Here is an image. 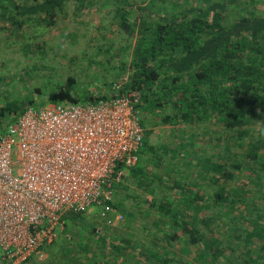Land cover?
Here are the masks:
<instances>
[{"label":"trees","instance_id":"obj_1","mask_svg":"<svg viewBox=\"0 0 264 264\" xmlns=\"http://www.w3.org/2000/svg\"><path fill=\"white\" fill-rule=\"evenodd\" d=\"M91 1L104 5L116 1L115 14L128 43L124 47L128 58L122 61L111 86L128 76L121 93L136 91L141 95L136 112L145 136L138 163L134 167L119 164L117 172L127 170L128 180L151 194L152 200L147 202L150 211L157 213L159 224L170 225L163 234L171 241L181 240L195 247L199 264H212V260L224 264L223 257L227 259L225 264H264V211L251 209L256 198L264 196L257 195L264 187L257 184L252 196L237 180L244 175L254 183L264 180V14L255 8L262 0H0V24L7 21L15 29H22L40 21L53 27L67 3L82 11ZM136 1H143L144 9ZM135 9L139 14L133 17ZM74 87L77 81L70 76L48 93L49 104L95 102L114 93L82 100ZM35 93L7 99L0 107V125L5 120H11L8 128L15 123L27 109L20 108L24 101L33 107L35 100L27 97L42 94L40 88ZM159 126L172 128L169 143H151ZM199 141L219 151L205 155ZM176 164L186 166L178 169ZM149 166L159 171L152 172ZM193 167L197 180L173 178L172 173L183 174ZM189 175L187 172L186 177ZM200 181L207 184L203 186ZM111 186L114 198L122 201L129 196L123 182ZM206 187L212 191H206ZM166 189L180 198L159 197L158 192L165 193ZM246 198L251 203L245 204V210H238ZM101 203L111 208L103 216L109 224V219L119 213L113 210L118 211L120 204L106 199ZM203 210L210 213L209 218L200 217ZM111 212L113 216L109 217ZM83 214L67 213L64 230L70 220H81ZM226 215L232 230L222 222ZM242 219L251 225V230L241 229L246 235L243 243L251 248L248 258L238 263L236 250L224 246L215 233L207 230L225 229L227 237L234 240L239 237ZM116 245L115 250L121 247ZM132 245L137 248L138 244ZM181 252L188 253L185 249ZM146 257L152 263L188 264L185 259L176 263L151 250Z\"/></svg>","mask_w":264,"mask_h":264},{"label":"rangeland","instance_id":"obj_2","mask_svg":"<svg viewBox=\"0 0 264 264\" xmlns=\"http://www.w3.org/2000/svg\"><path fill=\"white\" fill-rule=\"evenodd\" d=\"M17 2L25 3V1ZM115 2L111 1L104 5L102 1H91V5L88 4L87 8L82 11H79L72 2L67 3L59 13L56 25L53 27H48L40 21H32L22 29L19 27L15 29L9 22L3 21L0 24V107L6 103L7 99L25 96L32 91L35 93L37 88H40L42 94H29L27 99L35 100L33 105L35 108L49 105L48 93L58 89L70 76L75 77L77 87H74V92L82 100L90 95L100 97L103 94L113 93L111 83L116 80L122 61L128 58V52L124 48L128 46V43L115 14ZM136 2L144 9L143 1ZM261 2L255 8L257 12L264 14V1ZM138 14L136 9L131 13L133 17ZM10 92L11 94H9ZM26 102L20 104L21 110L29 107ZM10 121L5 120L0 125V134L6 132ZM189 132L191 133V131ZM171 139L172 128L159 126L154 129L151 143L156 145L169 143ZM199 142L202 153L205 155L219 151L218 149L212 150L211 145ZM17 159L14 152L13 163H16ZM185 166H177V168L182 169ZM19 169L18 165L13 167L15 176ZM149 170L159 171L152 166H149ZM119 172L123 173L120 181L127 185L126 193L129 196L120 201L117 196L114 198L113 195L112 201L120 204V211L114 209L113 212L121 213L124 216L123 220L115 224H107L103 217L106 216L105 205L101 203L92 206L82 215L81 220L76 222L70 220L66 230H64L65 225L63 227L59 225L56 228L57 237L50 246H45L44 258H39V264H158L148 260L146 257L148 250L157 252L162 257L173 259L176 263L185 259L184 262L188 264H199L195 259V247L181 240L171 241L163 234L162 231L168 232L170 225L164 227L159 224L157 213L150 211L147 202L150 203L152 200L151 194L144 193L135 181H129L127 170ZM187 172L190 173L188 177H186ZM187 172L185 171L183 174L176 172L172 175L177 181H181V179L184 182L197 180L194 167ZM246 176H238L237 180L241 183L240 186L244 192L249 190L254 196L253 191L258 189L257 184L264 187V180L254 183L249 181ZM110 182L115 181L111 178ZM200 182L203 186L207 184V182ZM207 189L212 191L211 188L206 187V191ZM164 192H158L159 197L173 195L174 198H180L178 194L167 189ZM259 192L257 195H264V190L259 189ZM145 200L147 201L145 202ZM103 201L104 199L101 198V202ZM248 203L251 202L246 198V202L237 206L238 210L244 209L245 204ZM251 205L254 206L251 209L258 208L264 211V196L256 198L254 204ZM113 212L109 217L113 216ZM236 212L235 214H237ZM209 215V212L203 210L200 217L207 216L209 218ZM245 221V219L240 220L241 228L237 232V235L242 237V242L239 237L234 240L231 237L229 239L225 229L219 228L212 232L210 229L207 230V233H215L225 243L224 246L236 250L238 263L248 258V249L251 248L243 243V238L245 239L246 235L242 233L241 229L251 230V225L246 224ZM222 222L225 223V227L229 226V230H232L231 225L228 224L230 223L229 216L223 217ZM201 227L203 226L201 225ZM226 229L228 230V228ZM116 241L117 243H115ZM254 241L260 245L257 239ZM131 243L138 244L137 248ZM114 245L121 247H117L115 250ZM181 249H185L188 253L181 252ZM126 250H128V254L124 253ZM225 253L230 255L229 251H225ZM34 258L38 259L36 255ZM221 260L226 263L227 259L223 257ZM212 264H215V261L212 260Z\"/></svg>","mask_w":264,"mask_h":264},{"label":"built area","instance_id":"obj_3","mask_svg":"<svg viewBox=\"0 0 264 264\" xmlns=\"http://www.w3.org/2000/svg\"><path fill=\"white\" fill-rule=\"evenodd\" d=\"M127 81L117 80L114 93L95 102L28 107L0 134V264L44 258L67 213L113 200L111 178L120 182L119 164L137 165L145 136L140 93H121ZM123 218L117 213L108 223Z\"/></svg>","mask_w":264,"mask_h":264},{"label":"crops","instance_id":"obj_4","mask_svg":"<svg viewBox=\"0 0 264 264\" xmlns=\"http://www.w3.org/2000/svg\"><path fill=\"white\" fill-rule=\"evenodd\" d=\"M36 254H34V255H32L29 259H28V261L26 262V263H24V264H39V257H38V255H36L37 257H38V259H35L34 258V256H35Z\"/></svg>","mask_w":264,"mask_h":264}]
</instances>
